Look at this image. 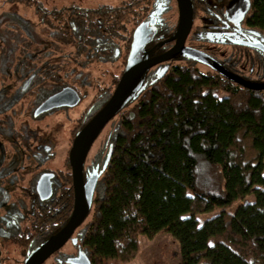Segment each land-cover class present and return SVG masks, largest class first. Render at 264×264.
Returning a JSON list of instances; mask_svg holds the SVG:
<instances>
[{
	"label": "trees",
	"instance_id": "obj_1",
	"mask_svg": "<svg viewBox=\"0 0 264 264\" xmlns=\"http://www.w3.org/2000/svg\"><path fill=\"white\" fill-rule=\"evenodd\" d=\"M13 1L32 7L46 29L48 42L29 39L32 59L38 47L46 56L73 57L92 44L95 59L102 60L94 37L98 25L113 40L122 39V25L131 20L119 6L74 12L72 5L61 11L40 0ZM254 8L264 26V0ZM73 63L61 69L67 72ZM234 76L238 80L202 73L190 61L159 65L144 75L142 88L110 122L87 166L98 173L78 233L89 264L130 262L139 234L161 233L177 241V264H264V87L247 85L264 81ZM118 78L112 76L113 85ZM108 95H95L81 123ZM236 201L232 212L225 210ZM214 209L220 211L198 223L196 214Z\"/></svg>",
	"mask_w": 264,
	"mask_h": 264
},
{
	"label": "flooded vegetation",
	"instance_id": "obj_2",
	"mask_svg": "<svg viewBox=\"0 0 264 264\" xmlns=\"http://www.w3.org/2000/svg\"><path fill=\"white\" fill-rule=\"evenodd\" d=\"M255 1L257 0H244L241 13L232 14L228 18L225 8L230 7L231 2L233 6L235 0H190L192 19L183 45L213 59L221 68L219 71L178 52L170 60L150 67L144 75L159 65L173 66L190 61L195 65L201 63L208 67L209 71L204 73L214 72L230 77L243 71L240 54L248 52L249 56H245L248 59H264V26L257 23ZM41 2L45 6L44 1ZM170 2L175 5L172 22L168 15L164 16L167 10L172 9H167ZM68 5L74 6V12L78 8L97 10L102 6L104 9L99 11L109 12L112 6H119L128 9L127 18L131 20L122 25V39L115 37L113 40L107 27L98 25L99 33L93 34L100 44L98 52L102 54V60L95 59L96 48L92 49V44L73 57L64 52L63 56L54 52L46 56L43 48L38 47L40 53L35 56L37 59H32L29 39L33 38L39 44L48 42L46 29L38 23L41 28L37 34L30 23L17 15L7 16L9 26L6 31L0 30V264H23L32 250L57 233L68 220L73 205L68 158L72 140L95 113L81 123L95 95L101 91L109 92L107 99L111 95L128 59L135 28L143 24L145 30V41L135 54V59L158 56L167 51L175 41L172 37L179 18L176 0H90L89 4L68 0L56 8L63 11V7ZM135 18L137 24L132 22ZM116 59H124V64L113 85L112 76L107 81L102 77V72L100 75L95 73L102 65H110ZM73 60L75 63L64 72L62 64ZM53 73L55 78L48 80L46 76ZM107 74L110 75V71ZM245 77L251 80L249 76ZM63 88L75 92L76 102L72 105L52 106L42 111L41 103ZM85 97L86 102L72 126L62 135L57 120L63 117L62 113L71 110ZM53 119L59 127H52L60 130L55 145L48 140L54 136L53 128L50 129V125L48 128ZM41 120L45 124L40 125ZM39 128L46 130L47 134L38 135ZM64 140L66 149L55 163L56 154L60 153ZM85 159L82 167L83 180L94 171L87 167L91 159L87 165ZM78 233L79 225L41 264H79V258L83 255L79 251ZM66 244L70 245L72 251H63Z\"/></svg>",
	"mask_w": 264,
	"mask_h": 264
},
{
	"label": "water",
	"instance_id": "obj_3",
	"mask_svg": "<svg viewBox=\"0 0 264 264\" xmlns=\"http://www.w3.org/2000/svg\"><path fill=\"white\" fill-rule=\"evenodd\" d=\"M176 1L179 18L177 29L172 37L175 38V41L174 44L164 53L153 58L135 59V54L145 41L143 24H140L135 28L128 59L111 95L76 132L72 140L68 158L71 168L73 205L69 218L57 233L32 250L23 264H41L53 251L59 248L67 240L74 228L81 224L89 212L98 173L94 170L86 180H83L82 167L87 151L105 124L124 107L133 93L142 88L141 84L146 70L158 63L170 60V58L178 52H183L186 55L195 58L194 60H197L198 62L208 64L217 71L221 69L214 63L213 59L195 49L183 45L185 36L190 29L192 9L190 0ZM230 78L238 80L233 76H230ZM247 85L261 88L264 87V84L247 83ZM76 100L77 96L73 90L63 88L47 97L40 106L43 111L52 106L72 105ZM79 259V264H89L84 257L81 256Z\"/></svg>",
	"mask_w": 264,
	"mask_h": 264
},
{
	"label": "rangeland",
	"instance_id": "obj_4",
	"mask_svg": "<svg viewBox=\"0 0 264 264\" xmlns=\"http://www.w3.org/2000/svg\"><path fill=\"white\" fill-rule=\"evenodd\" d=\"M42 1V0H41ZM44 4L48 8L52 7H57L58 5H61L63 2L68 1V0H43ZM75 2L77 0H74ZM95 1V0H91ZM78 2L83 3V4H89L90 0H78ZM232 2L229 3L230 7L225 8L226 15H228V18L232 17V14L237 15L241 13V11L244 8V0H235L233 3V6H231ZM53 5V6H52ZM169 11L167 10L166 13H164V16L168 15V17L172 20L175 17L174 12L172 13L173 9H175V5H173V2H170V6L167 8H171ZM10 14H15L17 17L22 18L23 20L27 21L28 23L31 24L32 28L36 30V33L38 34L39 32V27L38 26V20L37 16L34 13V9L29 6H25L21 4L18 1H13V0H0V30L6 31V27L9 26V21L7 16ZM163 16V17H164ZM169 21V22H170ZM7 40V38H5ZM248 52L240 54L241 59L240 64L242 65L241 69L243 71H240L244 76H249L251 79H257L260 81H264V59H248L245 56H249ZM123 61V62H122ZM121 61L115 60L113 61L110 65H102L101 69L97 71L95 74L100 75L102 72V77L104 80L109 81L111 76L119 74L121 69L123 68L124 64V59ZM196 67L198 70L202 73L209 71L208 67L202 65L201 63H197ZM251 68V69H250ZM106 70L107 72L110 71V75L107 74V72H104ZM223 96V93H220V97ZM86 97L80 101L78 105L75 107L71 108V110H66L65 114L59 112L63 117L57 120L59 123L60 127L56 123V120H51V123L48 124V128L50 125V129H52L54 126H58L59 129L61 128V134L65 135L67 129H69L75 117L77 116L78 112L80 109H82L84 103L86 102ZM116 118V115L111 118L106 125L103 127L99 135L96 137L95 141L92 143L85 159V164L87 165L97 150L99 144L103 140L105 134L107 133L109 127H110V122ZM50 120V119H48ZM40 125L45 124L44 120L39 121ZM53 126V127H52ZM53 128V138L48 139L50 144L55 145L57 142V139L59 138L58 135H60V130ZM45 132V133H44ZM46 130L42 131L40 128L38 130V135H45ZM57 134V135H56ZM66 149V140L62 143V147H60L59 151L60 153L56 154V158L54 162H58L60 154ZM58 152V148L56 150V153ZM263 163H264V158H263ZM263 173H264V168H263ZM246 198L248 200L253 201V196L252 195H247ZM240 203V201L234 202L231 206L225 208V210L232 212L236 206ZM220 209H214L210 212L206 213H199L196 214L195 217L198 221V223H201L203 220L206 218L212 217L216 215ZM86 218L85 220H87ZM138 243H139V250L136 253L135 257L127 263H120L117 260H110L109 264H177L179 260V249H178V243L177 241L168 233H161V234H156L151 238L146 237L143 234L138 235ZM63 251H72L71 247L69 244H66L63 248Z\"/></svg>",
	"mask_w": 264,
	"mask_h": 264
}]
</instances>
